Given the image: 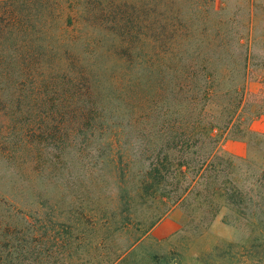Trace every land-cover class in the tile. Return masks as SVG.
Returning a JSON list of instances; mask_svg holds the SVG:
<instances>
[{
	"label": "rangeland",
	"instance_id": "374dc122",
	"mask_svg": "<svg viewBox=\"0 0 264 264\" xmlns=\"http://www.w3.org/2000/svg\"><path fill=\"white\" fill-rule=\"evenodd\" d=\"M11 7L0 35V264H107L138 238L114 264H264V211L254 206L264 190L246 217L201 192L199 148L179 171L176 117L163 121L156 96L164 74L169 100L183 97L176 75L201 70L188 63L217 51L207 46L216 32L253 42L247 82L264 81V0ZM245 99L249 121L264 89ZM234 134L224 154L263 158L264 143L231 154Z\"/></svg>",
	"mask_w": 264,
	"mask_h": 264
},
{
	"label": "trees",
	"instance_id": "16d2710c",
	"mask_svg": "<svg viewBox=\"0 0 264 264\" xmlns=\"http://www.w3.org/2000/svg\"><path fill=\"white\" fill-rule=\"evenodd\" d=\"M22 1L0 0V35L8 25L3 15L9 21L12 20L15 14L11 5ZM1 5H7L9 10L1 11ZM10 9L13 10V13ZM249 32L251 35L252 29ZM218 33H215L218 38L210 36L208 39L207 46L217 49L212 56L206 55L208 53H204V55L199 53L198 58L195 57L194 61H188L189 67L198 66L201 70H189L176 75L175 87L180 94H183L181 99L169 100L165 94L167 89L161 87L167 78L164 74L157 76L156 84L160 85L157 86L156 92L157 105H160L163 121H166V115L169 114L171 117H176L170 121L173 123L175 120L172 129V133L175 135L172 136L173 147L171 149H182L177 161L174 162V164L178 162L176 164L178 170H182L183 165L187 164L185 153L188 154V151L197 146L201 163L198 172L200 179L196 186H200L201 192L204 191L212 197L223 199L229 210L236 211L240 216L246 217L248 205H254L253 202L257 201L254 200L253 192L260 194V191L258 193L255 190L259 186L260 190H264V156L260 161L253 160L251 155L235 158L224 154L223 145L229 133L241 135L234 134L233 139L246 142L250 148L259 147L264 143V134H257L251 129L252 122L264 114V105L250 117L249 121L246 120L244 117L245 92L253 42L249 38L244 42L243 36H235L232 39L230 33L228 35H218ZM204 45V41H199L198 49ZM179 62H183V59H179ZM209 66L214 67V70L209 71ZM190 91L197 92L201 98L199 99V96L189 97ZM222 99L227 102H222ZM198 107H200L199 111ZM192 117L194 121H192ZM184 120L187 129L180 131L176 124L184 122ZM190 123H192L191 128ZM249 181H253L250 187ZM193 188H190L185 196ZM254 206L259 211L261 209L264 211V201L261 206L258 204ZM261 213L264 214L262 211ZM139 240L140 238L135 239L127 247L119 249L117 255L109 257L106 263L119 262Z\"/></svg>",
	"mask_w": 264,
	"mask_h": 264
},
{
	"label": "crops",
	"instance_id": "0c3cea01",
	"mask_svg": "<svg viewBox=\"0 0 264 264\" xmlns=\"http://www.w3.org/2000/svg\"><path fill=\"white\" fill-rule=\"evenodd\" d=\"M264 89V81L262 80H249L247 82V93L251 95H258ZM251 129L257 134H264V114L261 115L251 124ZM234 146L235 150L228 149L229 146ZM226 149L235 156H244L248 151V145L244 141L236 140L226 144Z\"/></svg>",
	"mask_w": 264,
	"mask_h": 264
}]
</instances>
